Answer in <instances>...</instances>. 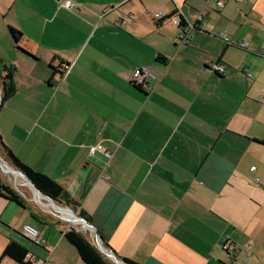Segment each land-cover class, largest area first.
I'll return each instance as SVG.
<instances>
[{"label": "crops", "instance_id": "obj_1", "mask_svg": "<svg viewBox=\"0 0 264 264\" xmlns=\"http://www.w3.org/2000/svg\"><path fill=\"white\" fill-rule=\"evenodd\" d=\"M63 1L0 0V72L15 87L0 103V143L75 205L44 196L5 161L32 196L3 178L24 206L0 197V257L15 241L37 264H85L65 237L75 228L111 264L108 253L143 264H264V0ZM177 13L197 23L189 43L179 41ZM213 62L226 74L208 69ZM142 69L146 93L132 83ZM98 144L112 158L91 155ZM26 224L45 245L24 235Z\"/></svg>", "mask_w": 264, "mask_h": 264}, {"label": "trees", "instance_id": "obj_2", "mask_svg": "<svg viewBox=\"0 0 264 264\" xmlns=\"http://www.w3.org/2000/svg\"><path fill=\"white\" fill-rule=\"evenodd\" d=\"M10 32L12 34L13 39L17 42L21 32L16 30L13 27H10ZM25 54L33 57L28 51L18 47ZM63 63L59 67L51 66L55 71H63ZM0 80H1V88L2 95L1 101L4 102L9 97L13 96L15 93V87L12 80V75L10 73L2 74L0 72ZM136 88L146 93L143 90L142 85H138L136 82H132ZM0 154L11 163L17 170L25 173L28 178L46 195L50 196L56 202H64L68 206L75 209V205L73 201H70L67 197L66 191L64 187L53 180L48 175L37 172L32 169L30 166L23 163L12 150L6 146L3 142L0 143ZM0 197L6 198L12 202L17 203L18 205L24 206V199L21 198L19 193L8 183H6L3 178L0 176ZM65 237L70 244H72L78 251L82 261L85 264H111V262L105 257V255L96 248L81 232L75 228H71L65 232ZM28 250L15 241H10L6 246L3 255L0 257V260L3 257H10L15 260L19 264H30L26 261V254ZM128 264H143L132 260H127Z\"/></svg>", "mask_w": 264, "mask_h": 264}, {"label": "built area", "instance_id": "obj_3", "mask_svg": "<svg viewBox=\"0 0 264 264\" xmlns=\"http://www.w3.org/2000/svg\"><path fill=\"white\" fill-rule=\"evenodd\" d=\"M217 4L219 6H223L224 3L222 1L217 2ZM63 6L70 8L72 6L71 2L68 0L63 1L62 3ZM166 18V16L162 13V12H156L154 14V19L156 21H161L164 20ZM199 21H202V19H200ZM172 22L174 25L182 27L179 33V41L182 43H189L190 39H191V32L193 29L196 28L197 23L195 24H188V25H184L182 23V19L181 17L178 15V13L172 18ZM224 37V39L228 42L229 41V37H227L226 35H222ZM238 46L245 48L247 47V44L245 42H240L237 44ZM260 54H264V51H261ZM65 67L66 69V65H63V68ZM208 69L215 71L217 74L219 75H225L227 68L225 65L220 64L219 62H213L208 66ZM149 75V71L147 69H142L141 71H139L135 78H134V82H136L138 85H142V87L146 90V77ZM150 86H148L149 88ZM90 154L91 155H95L97 152L103 153L108 159L112 158L113 153L112 151L106 149L102 144H98L96 146L91 147L90 149ZM256 167L253 166L251 167V170H255ZM24 235L29 238L30 240H32L33 242H36L39 245H45L46 242L41 239V234L40 231L34 227L33 225L30 224H26L24 226V230H23ZM96 241L99 242L100 239H98L97 237L95 238ZM223 250L226 251V253L228 254L230 259H235L238 256V247L232 242V240L230 239L229 236L224 237L223 239ZM26 257L29 259L28 262L30 264H37L38 263V259L35 255H32L30 253L26 254Z\"/></svg>", "mask_w": 264, "mask_h": 264}, {"label": "rangeland", "instance_id": "obj_4", "mask_svg": "<svg viewBox=\"0 0 264 264\" xmlns=\"http://www.w3.org/2000/svg\"><path fill=\"white\" fill-rule=\"evenodd\" d=\"M1 95H2V88H1V81H0V100H1ZM1 158H3L5 161H7L1 154H0V160H1ZM2 161V160H1ZM8 162V161H7ZM9 163V162H8ZM1 164V163H0ZM2 165V164H1ZM10 165H11V163H10ZM12 167H13V165H12ZM4 171L5 170H3V168L0 166V176L2 177V178H4V179H7V178H11L9 175L10 174H8L6 171V173H4ZM7 175V176H6ZM7 177V178H6ZM10 181V180H9ZM12 181V180H11ZM20 181V183L21 184H23V185H16V187L17 188H19L20 190H22V192H24L27 196H32V191H31V187L29 186V185H27V183L26 182H24L23 180H19ZM8 182V181H7ZM13 182V184H16L14 181H12ZM25 183V184H24ZM31 189H30V188ZM63 222V221H62ZM62 225L64 226V227H66V225H67V222H63L62 223ZM72 225H74V224H72ZM74 226H77V227H79V228H82L81 226H78V225H74ZM82 232L86 235V237L90 240V242L92 243V240H91V235H90V231L89 230H83L82 229ZM222 248H223V242H222ZM226 252V251H225ZM108 259V258H107Z\"/></svg>", "mask_w": 264, "mask_h": 264}, {"label": "water", "instance_id": "obj_5", "mask_svg": "<svg viewBox=\"0 0 264 264\" xmlns=\"http://www.w3.org/2000/svg\"><path fill=\"white\" fill-rule=\"evenodd\" d=\"M58 1H62V0H58ZM0 103H1V100H0ZM1 160L3 161L4 159L3 158H1ZM4 163H6L5 162V160L3 161ZM1 165V164H0ZM22 175H24V177L39 191V192H41L44 196H46V197H48V198H50L51 200H53L50 196H48V195H46V194H44L29 178H28V176L25 174V173H23L22 171H20V170H18ZM54 201V200H53ZM76 213V212H75ZM78 215V218L79 219H81V220H83L84 222H86L88 225H90V226H92L93 227V225H92V223H90V221L89 220H87L86 218H84V217H82L81 215H79V214H77ZM107 253V252H106ZM110 258H114V259H117L118 261H120V262H122L123 264H128L127 263V261L125 260V259H119L118 257H115L113 254H111V253H108L107 254ZM115 262V261H114Z\"/></svg>", "mask_w": 264, "mask_h": 264}, {"label": "bare ground", "instance_id": "obj_6", "mask_svg": "<svg viewBox=\"0 0 264 264\" xmlns=\"http://www.w3.org/2000/svg\"><path fill=\"white\" fill-rule=\"evenodd\" d=\"M0 163L2 164V167H3V170H5L8 174H10V175H12V176H14V177H16L17 179H21L20 177H19V175H13V169H12V167H10L8 164H6V163H3L1 160H0ZM41 193V192H40ZM37 198L39 199V200H42V197L40 196V194H38V196H37ZM70 215V214H69ZM74 214L71 212V217H74L73 216ZM85 224L89 227V225L85 222ZM113 261H115L116 262V264H123L122 262H120V261H118L117 259H114L113 257L111 258Z\"/></svg>", "mask_w": 264, "mask_h": 264}]
</instances>
